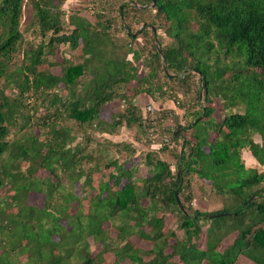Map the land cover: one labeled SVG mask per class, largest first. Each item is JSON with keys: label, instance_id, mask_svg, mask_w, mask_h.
I'll use <instances>...</instances> for the list:
<instances>
[{"label": "trees", "instance_id": "1", "mask_svg": "<svg viewBox=\"0 0 264 264\" xmlns=\"http://www.w3.org/2000/svg\"><path fill=\"white\" fill-rule=\"evenodd\" d=\"M153 2L151 10L144 1L136 2L142 9L134 4L118 9L130 41L126 45L150 33L151 48L141 60L144 76L135 65L141 51L128 48L131 62L113 47L106 31L113 20L101 12L95 23L72 16V29L63 34L59 18L35 2L33 19L40 34L50 33L48 45L81 46L83 59L77 64L64 61L60 75H54L39 69L42 45L25 51L16 69L22 77L18 97L25 99V106L30 104L29 90L45 95L61 84L68 89V98L61 103L67 118L83 129L94 123L106 135L110 133L102 126V108L117 98L124 102L111 127L138 128L155 148L144 154L145 177H137L134 166L125 168L115 158L105 164L111 166L108 178L112 184L100 178L94 187L92 176L99 164L87 172L82 168L81 144L73 145L66 127L53 126L49 140L34 141L28 148L10 145L7 113L12 105L2 92L0 171L7 152L12 162L24 158L31 165L27 175L12 169L0 177V191L10 184L16 201L15 214L0 217V236L9 238H0V264H12V254L24 256L27 264H239L241 258L264 264V172L245 169L241 155L248 148L251 157L264 165V0H147ZM22 7L23 0H0V81H7L8 68L20 48ZM129 10L139 16L133 24L145 27L136 35L129 30ZM158 30L171 39L170 44L163 46ZM210 54L215 55L211 64ZM219 56L241 60H234L233 71L228 63L217 66ZM227 72L230 77L225 79ZM84 78L86 91L76 94ZM142 94L153 102L171 100L181 113L155 108L158 117L153 120L135 104ZM215 102L221 117L212 123ZM204 118L209 120L203 122ZM168 120L174 123L170 130ZM149 132L152 139L147 138ZM210 132L215 133L212 139ZM114 146L126 156L134 154L132 159L140 154L133 142ZM38 169L48 174L43 181H36V172L31 174ZM59 171L72 186L84 178L86 192L94 191L87 211L80 206V198L64 190ZM31 192L44 196L39 207L25 203ZM196 192L213 195L219 208L203 211L194 207ZM71 202L76 206L71 207ZM168 214L176 216L174 228L165 225ZM113 220L119 224L113 226L116 234L111 237L105 224ZM200 237L202 246L197 243ZM89 238L101 247L96 255H92ZM227 239L229 244L224 243ZM108 254L111 261L105 258Z\"/></svg>", "mask_w": 264, "mask_h": 264}, {"label": "rangeland", "instance_id": "2", "mask_svg": "<svg viewBox=\"0 0 264 264\" xmlns=\"http://www.w3.org/2000/svg\"><path fill=\"white\" fill-rule=\"evenodd\" d=\"M38 2L42 8L48 11L49 14L53 16H57L60 21L61 33L67 34L71 31L72 26L69 24L70 17L79 16L87 19L91 23L96 22V14L101 12L105 16V19L113 20L111 21L110 27L106 28V31L112 37V44L118 52L119 56L124 55L127 60L133 61L132 54H127L128 48L131 47L133 49H138L142 52L141 59L135 64L140 76H144L146 70L142 69L141 60L147 56V52L151 48V43L149 42L150 33L148 31L147 38H142L140 36L136 43L131 45H126V43L130 42L129 39L125 36L124 31L125 28L123 26L122 20L120 19V15L118 9L122 6H131L134 4L136 7L142 6L141 4H137L136 2H146L148 9H153L154 5L147 3V0H23L22 14H21V22H20V30L22 32V41L20 44V48L18 49L17 54L12 60V64L8 68V78L7 81L4 79L0 81V100L2 101L1 93L3 92V96H5L12 105V111L7 113V126L9 128V136L7 138L10 145H23L25 147H30L32 142L39 143L40 141L46 142L49 140L50 134L49 130L53 126H63L66 127L68 134L71 138H74V143H80L83 159L81 160L80 165L87 172L89 168H91L95 163L99 164L98 171L93 174V186H97L100 178L104 181L109 180V184H112V179L108 178V174L112 171L110 169V165L106 167L105 164L109 163V160L119 158V163L123 164L125 168L130 166H134L137 169V177H145L147 175V167L144 164V154L147 153L146 150H140V154L136 159H132L134 157L132 155L126 156V154L122 151H118L117 147L114 144L119 143L121 141L127 140L129 138L130 131H135L134 133L138 135V139L141 137L144 140V136L141 134L138 128H131L130 131H121V129L114 130L111 125L113 121L117 120L118 115L121 113V105H123V100L115 99L111 103L104 105L102 108L103 115H101L102 126L107 128L110 134L102 135L100 132L101 128L94 127V123L92 127H87L86 129L80 128L77 123L73 120L67 118V113L62 108L61 103L68 98V89L63 88L60 84L55 89L52 90L49 94H40L35 93L32 89L29 90L27 96H31L30 104L25 106V99H21L18 97V89L17 84L22 81V77L16 69L21 63V59L23 53L25 51H32L42 47L43 55L41 57L42 63L39 66V69L44 70L45 72L52 73L54 75H60L61 67L63 66L64 61L72 62L73 64L80 63L83 57L80 54L81 46H78L76 49H71L67 44H52L48 45V39L50 33H46L44 35L40 34L38 31V27L34 22V4ZM142 9V7H140ZM153 12V11H152ZM153 14V13H152ZM150 15L147 14L146 21L149 20ZM139 18L138 14L132 10L127 11V22H129V30L136 35L141 28V24L136 25L133 24V20ZM131 21V22H130ZM107 25V24H103ZM192 29L196 30L197 25L192 24ZM157 38L160 39L163 46L170 44L171 39H168L163 30H158ZM87 58V57H86ZM210 60L208 63L211 64L212 60L215 59V55L210 54ZM234 60L240 62L241 58H234V56H228L223 58L219 56V63L217 66H223L222 62L228 63L232 65V70L234 71ZM216 66V65H214ZM230 77V73L227 72L225 74V79ZM159 83L162 84L164 78L160 74ZM86 83L87 78H84L78 87L75 88V93L81 95L83 91H86ZM73 91V90H72ZM54 94L55 97L52 95ZM75 94V95H76ZM39 95L44 97V100H41ZM201 95V94H200ZM60 99V102H54L53 99ZM182 99V98H180ZM29 100V99H28ZM20 102V103H19ZM28 102V101H27ZM156 103H153V108L157 106ZM218 102L214 103L215 116H220V107ZM146 108V107H145ZM157 108V107H156ZM158 109V108H157ZM160 110V109H158ZM145 111V109H144ZM57 113V116L55 115ZM172 117V116H171ZM171 117H169L171 119ZM174 127V123L172 121H167V128L170 130ZM85 130V131H84ZM84 131V132H83ZM131 133V132H130ZM136 137V135H135ZM79 138V139H78ZM80 138L82 140H80ZM254 140H258V137L253 136ZM131 143V142H130ZM166 148V147H165ZM136 150V149H135ZM43 153V151H42ZM10 152H7L3 158V167L0 171V177L5 178L4 171L13 172L14 169H18L21 172H25L27 175L29 166L31 165L27 159L21 158L15 160H10ZM162 158L167 159L164 155H161ZM13 169V170H12ZM15 171V170H14ZM36 172V173H35ZM35 173L34 178H37L36 181H43L45 177L48 176L47 172L38 169L37 171H32L31 174ZM58 176L61 177L62 183L64 184V190L66 192H72L75 196L80 198V206L83 211H87L88 202L90 197L93 196L94 191L86 192L87 187L84 184V178L79 179V184H75L72 186L71 181H64L65 174L61 171L58 172ZM264 186V183L261 184ZM115 188V187H113ZM44 191V188H42ZM13 190L11 185H6V188L0 191V217L4 216H12L16 212V201L12 200L13 198ZM205 192V194H198L196 192V199L192 203V205L199 210H214L219 208L218 200L211 195ZM44 196L42 194H37L31 192L27 198H24L25 203L30 204L32 206L39 207L43 203ZM71 207L76 206L75 202H71ZM73 208H71L70 212H73ZM165 225L169 228H174L176 226V216L168 214L164 218ZM119 222L117 220H113L110 223L105 224V230H108L111 237H114L116 231L113 226L118 225ZM204 224H202L203 226ZM1 235V234H0ZM5 237V235L0 236V238ZM16 238V239H15ZM18 237H14V240H17ZM8 241L9 238L5 237ZM56 240V238H54ZM230 239L225 240V244H229ZM199 246L203 245V237H200V240L197 241ZM89 245L91 246L92 255H96L101 247L94 243L89 238ZM141 246L146 247V245L141 244ZM107 261L112 260V255L108 254L105 256ZM12 264H27L28 261L25 257L17 258L12 254L11 258ZM121 264H127L121 263ZM239 264H251L246 259L241 258Z\"/></svg>", "mask_w": 264, "mask_h": 264}, {"label": "crops", "instance_id": "3", "mask_svg": "<svg viewBox=\"0 0 264 264\" xmlns=\"http://www.w3.org/2000/svg\"><path fill=\"white\" fill-rule=\"evenodd\" d=\"M153 101L151 98H149L148 96L142 94V95H139L137 98H136V101H135V104L140 107L141 109H145V107L151 105L153 106ZM157 104V108L160 109V110H166V111H169V110H174L176 113L180 114L181 113V110L178 109L175 104L173 103V101L171 100H164L160 103H156ZM155 107V108H156ZM221 116L218 115V117L215 116V109L211 115V119H210V122L214 123V122H217L218 119H220ZM209 120V118H204L202 119L203 122H207ZM130 131V129L127 130V128L122 127L121 128V131ZM132 130V129H131ZM131 132V133H130ZM129 133H127V136L129 134V138L127 137L124 142L126 143H132L133 142V145H134V148L136 149V154L140 153L139 151L140 150H146V151H149L150 149H153L155 148V145H150L148 139H146V137L143 138L141 137V139H137L135 140V131H130ZM215 133L214 132H210L209 134V139H212V137H214ZM255 136V135H254ZM257 136V135H256ZM258 137V136H257ZM256 142H260L259 140V137H258V140H255ZM120 142H123L120 140ZM241 155H242V159H243V162H244V165H245V169H256L258 172H264V165H260L257 163V161L251 157L249 151H248V148H245L241 151ZM205 191V189H204ZM201 194V193H199ZM206 211V209L204 210Z\"/></svg>", "mask_w": 264, "mask_h": 264}, {"label": "built area", "instance_id": "4", "mask_svg": "<svg viewBox=\"0 0 264 264\" xmlns=\"http://www.w3.org/2000/svg\"><path fill=\"white\" fill-rule=\"evenodd\" d=\"M145 112L148 113V114H150V115H152L153 120H156L157 117H158V116L155 114V110H154L153 106H151V105H149V106H147V107L145 108ZM153 120L150 122L151 124H152ZM147 138L152 139V138H153V133L149 132V133L147 134ZM163 141H164V143H168V138L165 137V138L163 139Z\"/></svg>", "mask_w": 264, "mask_h": 264}, {"label": "water", "instance_id": "5", "mask_svg": "<svg viewBox=\"0 0 264 264\" xmlns=\"http://www.w3.org/2000/svg\"><path fill=\"white\" fill-rule=\"evenodd\" d=\"M152 5H154V2L152 3ZM134 36V35H133ZM163 68H164V71H165V73L167 74V72H166V70H165V66L163 65ZM181 126H178V128L177 129H175L174 131H173V134L175 135L176 133H177V131H178V129L180 128ZM175 198H176V201H177V204H178V206H179V208L181 209L182 208V206H181V203H180V201L178 200V198H177V193H175ZM253 198V196H251L250 197V199H249V201L251 200Z\"/></svg>", "mask_w": 264, "mask_h": 264}]
</instances>
